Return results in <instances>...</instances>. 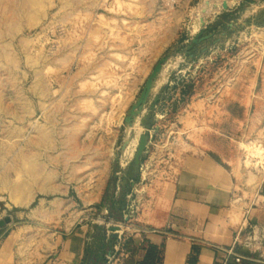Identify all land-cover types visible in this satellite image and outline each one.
Wrapping results in <instances>:
<instances>
[{
    "label": "rangeland",
    "instance_id": "rangeland-1",
    "mask_svg": "<svg viewBox=\"0 0 264 264\" xmlns=\"http://www.w3.org/2000/svg\"><path fill=\"white\" fill-rule=\"evenodd\" d=\"M141 135L150 178L191 176L203 151L264 212V0H0V216L41 215L27 255L49 246L59 202L109 235L95 203L122 197Z\"/></svg>",
    "mask_w": 264,
    "mask_h": 264
},
{
    "label": "crops",
    "instance_id": "crops-1",
    "mask_svg": "<svg viewBox=\"0 0 264 264\" xmlns=\"http://www.w3.org/2000/svg\"><path fill=\"white\" fill-rule=\"evenodd\" d=\"M262 10L252 14L249 25L259 24ZM201 153L191 176L162 181L141 168L137 177L132 171L125 178L121 198L95 203L112 211L114 219L108 220L123 226L120 233L107 235L87 217L67 223L64 203L59 202L52 208L59 219L49 246L39 255H27L23 245L31 241V225L41 215L30 210L0 216V223L10 219L0 225V264H106L117 250L124 264H191L194 259L195 264H237L228 255L232 248L244 258L240 264H264V212L256 208L257 201L242 198L235 176ZM125 194L127 201L120 204Z\"/></svg>",
    "mask_w": 264,
    "mask_h": 264
},
{
    "label": "water",
    "instance_id": "water-1",
    "mask_svg": "<svg viewBox=\"0 0 264 264\" xmlns=\"http://www.w3.org/2000/svg\"><path fill=\"white\" fill-rule=\"evenodd\" d=\"M223 9L224 10H228L229 9V5L228 3H225L223 5ZM203 24H205V22H203ZM232 26V25H229ZM204 33H201L200 37H197L196 39L193 40V44L189 47V50H192L194 45H198L204 41H207L209 39H211L213 37V35H209V36H204ZM169 61V59H163L161 60L156 67L154 68L152 74L150 75L149 79L146 82L145 88L143 90V93L141 94L140 98L137 101V104L134 105L130 111V117L127 118V124L129 126H132L135 124V122L137 121L139 115L141 114L142 110H143V106L146 104V102L148 101L150 95L152 94L154 85L158 79V77L161 75L164 65ZM149 146V138L147 137V135H141L140 139H139V145H138V150L135 156V160H134V164H133V175L134 177H137L140 173L141 170V165H142V158L144 156V154L147 151V148ZM118 160V158H117ZM128 181L125 180L122 183V187L123 189H125L127 187ZM10 219H7L6 221H2L0 223L1 226H4L5 223H9ZM109 232L112 233H118L121 231L120 226H113V227H109L108 228ZM94 261L92 260V263Z\"/></svg>",
    "mask_w": 264,
    "mask_h": 264
},
{
    "label": "built area",
    "instance_id": "built-area-1",
    "mask_svg": "<svg viewBox=\"0 0 264 264\" xmlns=\"http://www.w3.org/2000/svg\"><path fill=\"white\" fill-rule=\"evenodd\" d=\"M107 226H108V227H112L113 225H107ZM117 226H120V228H121V230H122V227H123L122 225H117ZM108 233L111 234L112 232H109V231H108ZM118 233H120V232H118ZM123 241H124V240H123L122 238L119 239L118 244H117V248L122 246ZM117 253H119V250H117L115 253L111 254V255L107 258V263H106V264H124V261H123L122 259H118V258H117ZM228 255H229L230 257H233V258L235 259V262H236L237 264L242 263V261H243V259H244L242 256H239V255L236 253V251H235L234 248H232V249H230V250L228 251Z\"/></svg>",
    "mask_w": 264,
    "mask_h": 264
},
{
    "label": "bare ground",
    "instance_id": "bare-ground-1",
    "mask_svg": "<svg viewBox=\"0 0 264 264\" xmlns=\"http://www.w3.org/2000/svg\"><path fill=\"white\" fill-rule=\"evenodd\" d=\"M47 187H43L40 188V192L45 194V193H50L47 191L46 189ZM33 200V197H31L30 199H27L25 197H17V196H12L11 198H9V200H6V205L9 207H15V208H20V207H26L28 206ZM156 209V208H154ZM153 211V210H152Z\"/></svg>",
    "mask_w": 264,
    "mask_h": 264
},
{
    "label": "trees",
    "instance_id": "trees-1",
    "mask_svg": "<svg viewBox=\"0 0 264 264\" xmlns=\"http://www.w3.org/2000/svg\"><path fill=\"white\" fill-rule=\"evenodd\" d=\"M124 201H125V196H123V198L121 199V200H119V203L120 204H123L124 203ZM110 215H109V217H110V219H111V221L114 219V216L112 215V211H110V213H109ZM110 221V222H111ZM196 263V260L194 259L193 261H191V264H195Z\"/></svg>",
    "mask_w": 264,
    "mask_h": 264
}]
</instances>
